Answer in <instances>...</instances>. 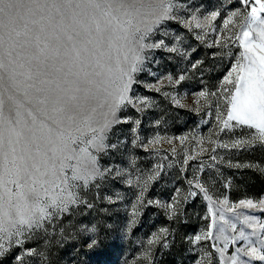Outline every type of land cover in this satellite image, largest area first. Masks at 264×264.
<instances>
[{"label": "snow or ice", "instance_id": "6c2138e0", "mask_svg": "<svg viewBox=\"0 0 264 264\" xmlns=\"http://www.w3.org/2000/svg\"><path fill=\"white\" fill-rule=\"evenodd\" d=\"M188 11L184 0H0V254L16 252L17 264H25V255H39L28 242L46 235L81 205L91 208L85 197L102 181L120 178L131 186L126 167L113 168L105 160L122 143L113 141V130L132 122L130 131L137 133L141 120L122 113L150 106L148 97L136 94L137 86L159 91L161 77L141 79L156 75L155 52L183 54L182 49L178 53V37L172 43L166 40L169 21L189 31L205 26L216 30L219 11L183 15ZM238 15L243 22L237 25ZM229 25L239 28L228 39L237 41L240 51L233 54L218 89L227 93L222 97L227 107L221 113L215 104L216 135L223 133L226 139H209L215 145L213 162L221 159L217 148L264 149V0H235L222 21L224 29ZM205 35L196 38L203 41ZM214 44L219 47L220 41ZM187 74L185 70L173 78L169 73L166 78L179 85ZM197 96L209 109V96L221 99L217 91L204 88ZM159 141L157 136L149 143ZM195 158L188 155L183 164ZM206 167L216 164L200 162L190 178L185 171L189 195L203 194L209 219L187 238L189 243L203 248L206 242L211 249L204 254L206 264L214 259L216 264H264V224L253 215H225L236 213L237 207L264 213V198L231 204L226 197L215 199L202 179ZM142 197L143 190L138 199ZM165 208L171 209L170 219L180 215L172 202ZM89 230L95 233L96 227L89 225ZM258 232L259 245L253 239ZM99 243L93 236L88 247Z\"/></svg>", "mask_w": 264, "mask_h": 264}, {"label": "rangeland", "instance_id": "374dc122", "mask_svg": "<svg viewBox=\"0 0 264 264\" xmlns=\"http://www.w3.org/2000/svg\"><path fill=\"white\" fill-rule=\"evenodd\" d=\"M184 2L189 9L183 13L185 16L202 17L213 10L221 15L213 24L215 31L207 26L193 27L189 31L177 22L167 23L166 40L172 43L173 37H178V53L182 49L183 54L155 52L157 62L152 69L156 75H145L141 79L152 82L156 76L161 77L159 91L137 86L136 94L148 97L150 106L139 113L131 108L122 113L132 117V121L140 119V126L135 134L130 131L132 122L117 126L112 139L116 142L119 138L122 143L112 155L105 157L113 168L126 167L125 175L131 179V186L120 178L102 181L85 197L92 204L91 208L81 205L50 228L46 235L41 233L28 242V247L34 248L39 255H25V264H196V257L206 264L204 254L211 250L206 242H202L205 247L201 248L191 245L187 239L209 223V219H205L208 216L207 201L202 193L196 198L191 197L185 179V171L190 178L193 168L200 162L216 164V167H206L202 177L208 181L209 193L215 199L226 197L231 204L248 198L257 201L264 198V149L259 145L251 150L234 148L231 152L217 148L221 159L218 162L210 160L215 145L209 143V139H226L223 133L216 135L219 125L215 119V104L219 103L221 113L227 107L222 99L227 93L218 89L231 66L233 54L240 51L238 42L228 39L239 28L229 25L224 29L222 26L229 9L235 7V0ZM236 21L238 25L243 22V17L238 15ZM198 33H207L203 41L196 38ZM217 40L219 47L214 44ZM196 61L201 63L191 68ZM185 70L188 74L179 85L166 78L169 73L175 78ZM202 88L217 91L221 97L218 101L217 97H208L213 102L211 109L197 96ZM198 99L199 104L196 103ZM236 135H241L239 130ZM157 136L159 143H149ZM201 147L207 151L201 153ZM188 155L196 158L185 166L183 161ZM130 160H134V164H129ZM141 190L143 197L138 199ZM168 202L176 204L180 211L178 217L169 218L171 209L165 208ZM237 214L241 217L253 215L264 224V213L258 210L237 207L236 213H225L230 218ZM237 223L238 228L244 227ZM89 225L96 227L95 233L89 230ZM244 230L251 231L246 227ZM93 236L100 243L89 248L88 242ZM253 239L259 245V232ZM15 255L16 252L0 254V264H17ZM213 264H216L215 259ZM253 264L262 262L254 261Z\"/></svg>", "mask_w": 264, "mask_h": 264}]
</instances>
